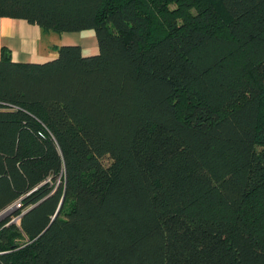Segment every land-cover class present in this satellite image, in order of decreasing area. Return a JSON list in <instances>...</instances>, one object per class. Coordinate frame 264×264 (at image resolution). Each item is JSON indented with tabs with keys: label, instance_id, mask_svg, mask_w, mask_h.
<instances>
[{
	"label": "trees",
	"instance_id": "obj_1",
	"mask_svg": "<svg viewBox=\"0 0 264 264\" xmlns=\"http://www.w3.org/2000/svg\"><path fill=\"white\" fill-rule=\"evenodd\" d=\"M0 16L92 30L98 49L1 50L0 212L20 207L0 264H264V0H0Z\"/></svg>",
	"mask_w": 264,
	"mask_h": 264
},
{
	"label": "crops",
	"instance_id": "obj_2",
	"mask_svg": "<svg viewBox=\"0 0 264 264\" xmlns=\"http://www.w3.org/2000/svg\"><path fill=\"white\" fill-rule=\"evenodd\" d=\"M57 38L62 45H79L85 55L97 49V39L92 30L43 32L38 25L25 19L0 16V56L2 48H5L14 61L41 62L50 59L49 55L57 54L54 48Z\"/></svg>",
	"mask_w": 264,
	"mask_h": 264
},
{
	"label": "rangeland",
	"instance_id": "obj_3",
	"mask_svg": "<svg viewBox=\"0 0 264 264\" xmlns=\"http://www.w3.org/2000/svg\"><path fill=\"white\" fill-rule=\"evenodd\" d=\"M46 38L48 39V36H46ZM56 45H61V43H60V40H59V38H57V44ZM50 51H52V50H50ZM98 51V49H96L95 51H94V53H96ZM56 52V51H55ZM93 53V54H94ZM50 57H48V58H50V59H52V58H55L56 56H57V54L56 53H54V54H52V55H49ZM53 56V57H52ZM50 59H46V60H50ZM46 60H44V61H46ZM41 62H43V61H41ZM10 213V210L9 209H4V210H2L1 212H0V219H3V218H5V217H7V216H9L8 214Z\"/></svg>",
	"mask_w": 264,
	"mask_h": 264
},
{
	"label": "built area",
	"instance_id": "obj_4",
	"mask_svg": "<svg viewBox=\"0 0 264 264\" xmlns=\"http://www.w3.org/2000/svg\"><path fill=\"white\" fill-rule=\"evenodd\" d=\"M20 207V203H19V200H17L16 202L12 203L10 206H8L6 209H9V210H12V209H15V208H18ZM20 215H15L11 218V221H14L16 222L18 220Z\"/></svg>",
	"mask_w": 264,
	"mask_h": 264
},
{
	"label": "water",
	"instance_id": "obj_5",
	"mask_svg": "<svg viewBox=\"0 0 264 264\" xmlns=\"http://www.w3.org/2000/svg\"><path fill=\"white\" fill-rule=\"evenodd\" d=\"M60 204H61V202H60ZM60 204H59V206H60ZM59 206H58V208H57V210H56L55 214L58 212ZM30 208H32V206H31V207H29L27 210H29ZM53 217H54V216H53Z\"/></svg>",
	"mask_w": 264,
	"mask_h": 264
}]
</instances>
